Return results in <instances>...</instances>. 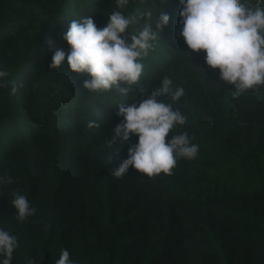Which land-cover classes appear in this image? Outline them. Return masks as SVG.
Here are the masks:
<instances>
[{"label":"trees","instance_id":"obj_1","mask_svg":"<svg viewBox=\"0 0 264 264\" xmlns=\"http://www.w3.org/2000/svg\"><path fill=\"white\" fill-rule=\"evenodd\" d=\"M181 9L180 0H129L124 9L117 0H0V71L8 73L0 177L13 181L0 185V228L18 240L11 264H54L62 249L74 264H264V86L235 98L206 53L179 35ZM117 10L138 18L129 37L146 22L155 31L160 10L170 15L128 95L89 92L90 74L73 72L67 56L50 67L56 50L70 51L71 20L91 16L103 28ZM165 77L185 91L179 101L161 99L187 117L166 139L187 132L197 157L179 159L172 175L150 178L130 166L114 178L138 142L132 135L107 145L123 120L119 103L142 99L139 86L150 94ZM17 192L36 209L24 222L11 204Z\"/></svg>","mask_w":264,"mask_h":264},{"label":"clouds","instance_id":"obj_2","mask_svg":"<svg viewBox=\"0 0 264 264\" xmlns=\"http://www.w3.org/2000/svg\"><path fill=\"white\" fill-rule=\"evenodd\" d=\"M128 3L129 0H117L119 9H124ZM180 4L183 27L179 35L191 52L203 50L206 53V64L212 69H219L220 80L234 86L235 98L264 86V6L259 0L255 5L244 0H180ZM144 16L150 18L151 11L140 17ZM134 22L138 23L136 16H125L119 10L109 15L103 28H99L91 16L71 20L63 36L70 45V51L66 54L63 50H56L50 67L59 68L67 56L73 72L90 74L91 79L83 82L89 92L103 93L115 87L128 95L133 85H139L144 71L141 61L153 50V42L169 24L170 15L160 10L155 31L146 22L139 28L138 34L129 37L125 33ZM7 76L6 71H0V80ZM172 85L173 81L165 77L150 94L147 88L139 86L137 91L142 99H133L135 102L132 104L119 103L117 115L123 120L112 129L115 135L107 139V145L123 146L132 135L138 136V142L128 148V158L111 172L114 178H123L130 166L150 178L161 173L172 175L179 159L197 157L199 146L191 143L187 132L166 139L177 124L182 126L187 121L179 109L161 99L168 97L179 101L184 95L182 87L174 89ZM0 86L7 87V80H3ZM87 127H99V124L89 121ZM12 182L10 177H0V185ZM11 204L21 222L36 212L27 197L18 192L13 193ZM18 246L17 237L0 228L2 264H11ZM28 264L36 262L30 259ZM54 264L74 262L69 251L62 249Z\"/></svg>","mask_w":264,"mask_h":264}]
</instances>
